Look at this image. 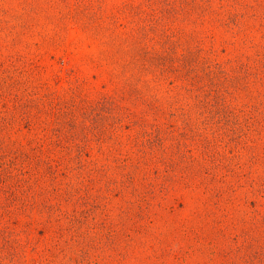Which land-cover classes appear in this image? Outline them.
Returning a JSON list of instances; mask_svg holds the SVG:
<instances>
[{"label":"rangeland","instance_id":"rangeland-1","mask_svg":"<svg viewBox=\"0 0 264 264\" xmlns=\"http://www.w3.org/2000/svg\"><path fill=\"white\" fill-rule=\"evenodd\" d=\"M0 264H264V0H0Z\"/></svg>","mask_w":264,"mask_h":264}]
</instances>
